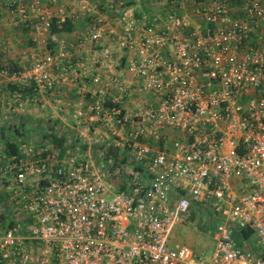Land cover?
I'll return each mask as SVG.
<instances>
[{
	"label": "built area",
	"instance_id": "1",
	"mask_svg": "<svg viewBox=\"0 0 264 264\" xmlns=\"http://www.w3.org/2000/svg\"><path fill=\"white\" fill-rule=\"evenodd\" d=\"M50 2H4L0 25L25 28L37 51L0 76L37 92L84 91L88 76L90 102L70 116L96 115L141 171L113 189L106 148L97 161L50 138L0 151V264H264V0H157L149 15L74 0L86 18L79 41L99 42L81 68L51 29L68 13ZM105 40L121 51L115 75L94 65L112 53ZM193 203L215 217L207 257L168 242Z\"/></svg>",
	"mask_w": 264,
	"mask_h": 264
},
{
	"label": "crops",
	"instance_id": "2",
	"mask_svg": "<svg viewBox=\"0 0 264 264\" xmlns=\"http://www.w3.org/2000/svg\"><path fill=\"white\" fill-rule=\"evenodd\" d=\"M5 1L6 0H0V15L2 16H5L7 14L4 5ZM51 1L52 2H50V6L53 9L60 6L65 8L66 12L68 13L67 16L64 17V26L62 28H59L55 32L58 39H64L65 46L63 47L64 50L68 51V53L71 54V57H69L70 61H79V64L81 65H83V63L84 65L92 63V59H90V57L93 52L97 51L99 42L84 41L82 43L81 41H79V34L81 29L86 24V18L78 15L74 0ZM115 1L121 3L123 7L134 10V12H143L142 10H140L139 0ZM95 8L97 10V13H108L101 2H96ZM105 41L108 44L112 45V53L105 60V63H101L102 60L98 59L94 62V65L101 72L106 71L115 75L117 73L118 65L122 61V57L118 56L121 51H119V48L115 46L112 41ZM49 46L54 51L58 47L57 42L55 41H49ZM36 51L37 47L30 40L29 33L25 28L13 25L7 22L5 19L3 20L2 24L0 25V65H11L15 68H19L27 64L32 58V55L36 53ZM84 65L79 66L78 63L74 64V66H76L77 68L84 67ZM81 80L82 82H85L86 90L84 91H79L78 85L76 83H58L56 86L49 90L37 92L35 89H32L30 85L25 84L19 80H10L3 76H0V151L8 150L9 141L14 142L16 145L18 141L22 140L21 138L14 139L9 137L11 134H13V130H11L12 127L7 123V117H9V115H19V123L20 127H22L21 125L25 120L28 119V117H31V115L33 116V119L40 118L38 116H41L40 114L43 110L45 111V115L47 116L46 118L52 117V121L55 120L62 123L63 121L60 113H63L65 111L66 115H70L71 109L76 103L86 108L91 99V85L88 76H83ZM16 92L19 93V97L13 99L11 95ZM109 93H115V88L112 84L109 85ZM39 101H43L44 106H39ZM33 106L34 109L32 111ZM49 129L51 128H48V130ZM51 130L53 131V129ZM53 132L55 133V131ZM167 134L169 138L175 136V132L171 129H168ZM161 144L162 143L158 145L161 146ZM134 166L136 168H134V170L141 171V165H139V163H135ZM112 169L113 168H110V170ZM120 176V174L116 173L112 177L108 176V178L112 180V182H114V185L116 187H120L121 184L119 181L120 179H123L122 176ZM190 230L191 229L185 227L186 234L187 231ZM188 239H191V237H189ZM193 252L195 253V251Z\"/></svg>",
	"mask_w": 264,
	"mask_h": 264
},
{
	"label": "rangeland",
	"instance_id": "3",
	"mask_svg": "<svg viewBox=\"0 0 264 264\" xmlns=\"http://www.w3.org/2000/svg\"><path fill=\"white\" fill-rule=\"evenodd\" d=\"M157 0H139L140 10L143 13L149 15V13L156 12ZM159 8V7H158ZM142 96L151 98V94L146 91L140 92ZM65 107V106H64ZM49 108V107H48ZM34 106L32 107V111ZM61 111V110H60ZM64 111V110H62ZM38 116L40 118L33 119V116L28 117L27 120L20 127L19 115L11 114L8 119V125L12 127L13 134L10 138L31 139L32 141L39 142L44 139H48L44 133L48 128L53 129L56 134L63 136V145L66 147H72L74 144L82 146L83 149H88L92 157L97 161L103 157V148L109 147L114 151L116 138L113 135L108 134L105 127L100 123V120L96 115H87V119L82 122L76 120L73 121L70 115H66L65 111L60 113L62 116V123L59 121H52V117L46 118L45 111L43 110ZM104 133H107L106 136ZM116 155H124L122 165L119 166L117 172H114V168L109 171V177L120 174L122 178L132 175L133 165L138 163V160L126 148H119L115 150ZM118 161L116 162V165ZM120 176V177H121ZM117 187L114 185L113 189ZM215 223V217L211 212L204 207L193 203L190 205L186 220L182 223L174 224L168 234V242L170 245L173 243H185L188 244L195 253L207 257L209 256L212 248V229ZM185 227L191 229L185 232ZM188 235V237H187ZM191 237V239H188Z\"/></svg>",
	"mask_w": 264,
	"mask_h": 264
},
{
	"label": "trees",
	"instance_id": "4",
	"mask_svg": "<svg viewBox=\"0 0 264 264\" xmlns=\"http://www.w3.org/2000/svg\"><path fill=\"white\" fill-rule=\"evenodd\" d=\"M65 22H64V19L59 22V24L57 25L55 22L51 23V29L53 31H56L58 30L59 28H62L64 26ZM93 115V114H91ZM44 135H47L48 138H50L51 140H53L54 142H56L57 144L61 145L63 144V141H64V138L63 136L61 135H58V134H55L51 129L47 130ZM15 148V143L12 142V141H9L8 142V150H13ZM114 151H112L109 147L106 148V153H109L112 155L113 157V167L116 166V162H122L123 159H124V155H122L119 159L117 158V155L115 153V150L118 149V146L115 145L114 147ZM112 167V168H113ZM135 168V166L133 165V169ZM136 169V168H135ZM2 206H1V203H0V216H2L3 214V210H2Z\"/></svg>",
	"mask_w": 264,
	"mask_h": 264
}]
</instances>
